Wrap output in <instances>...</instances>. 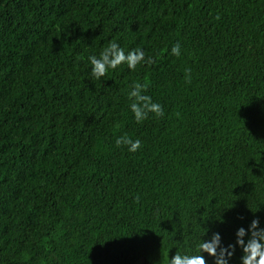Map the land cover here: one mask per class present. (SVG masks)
Wrapping results in <instances>:
<instances>
[{
  "label": "trees",
  "instance_id": "obj_1",
  "mask_svg": "<svg viewBox=\"0 0 264 264\" xmlns=\"http://www.w3.org/2000/svg\"><path fill=\"white\" fill-rule=\"evenodd\" d=\"M111 40L155 63L93 80L87 58ZM133 81L164 117L135 122ZM255 218L264 0H0V264H166Z\"/></svg>",
  "mask_w": 264,
  "mask_h": 264
},
{
  "label": "clouds",
  "instance_id": "obj_2",
  "mask_svg": "<svg viewBox=\"0 0 264 264\" xmlns=\"http://www.w3.org/2000/svg\"><path fill=\"white\" fill-rule=\"evenodd\" d=\"M181 43L177 41L170 48V55L179 58L182 55ZM88 70L93 80H101L110 71L116 72L122 66H126L130 72L137 70V66L152 65L154 58L146 55L143 48L137 47L126 50L116 40H111L106 48L98 55H90L87 58ZM186 82L190 83L189 70H186ZM149 84L147 81H133L127 92L130 102L128 108L137 124L143 123L149 118V114L155 117H164V107L155 102L147 93ZM116 147H125L128 152L135 153L142 147L140 139L133 140L124 135L115 140ZM138 199V197H137ZM220 222H223L221 219ZM195 243L189 242L183 245L181 251L169 258L167 254L166 264H206V256L212 257L214 264H229L236 247L241 250L240 264H264V227L259 218L253 219L247 229L239 227L235 232V244L227 247L222 245L219 232H213L210 239H202ZM169 252V251H168Z\"/></svg>",
  "mask_w": 264,
  "mask_h": 264
}]
</instances>
